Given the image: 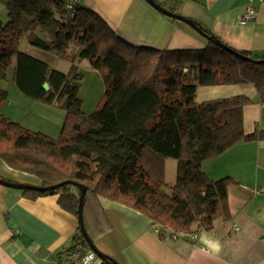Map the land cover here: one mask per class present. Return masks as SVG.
Listing matches in <instances>:
<instances>
[{
    "label": "trees",
    "instance_id": "trees-1",
    "mask_svg": "<svg viewBox=\"0 0 264 264\" xmlns=\"http://www.w3.org/2000/svg\"><path fill=\"white\" fill-rule=\"evenodd\" d=\"M1 1L7 22H0V81L15 60L16 88L32 100L66 112L53 139L11 121L0 110V159L9 168L35 176L43 187L62 182L84 185V229L83 206L90 194L141 213L160 234L211 231L217 219H231L227 189L232 180L210 179L202 163L264 133H244L248 98L195 103L194 81L207 73L211 85L251 84L263 103V59L230 48L188 18L229 50L208 40L201 49L138 47L124 41L92 10L76 6L71 18L62 0ZM36 29L47 39L35 34ZM25 36L31 46L57 57H63L70 46L78 48L77 57L88 61L104 84L96 111L90 115L81 111L77 92L83 77L77 67L72 65L64 74L26 55L19 50ZM194 71L198 74L193 76ZM6 97V91L0 90V105ZM166 158L177 161L173 185L164 182ZM23 192L31 198L58 195L59 205L77 215L79 191L71 183L54 191ZM73 240L86 243L80 228ZM102 260L117 264L107 256Z\"/></svg>",
    "mask_w": 264,
    "mask_h": 264
},
{
    "label": "crops",
    "instance_id": "crops-1",
    "mask_svg": "<svg viewBox=\"0 0 264 264\" xmlns=\"http://www.w3.org/2000/svg\"><path fill=\"white\" fill-rule=\"evenodd\" d=\"M154 1L199 23L230 48L251 52L264 60V0L255 3L256 16L248 24L239 22L248 0ZM78 6L97 13L124 41L134 46L179 50L201 49L207 44V39L194 28L161 14L144 0H79ZM5 12L7 15L6 9ZM34 33L47 39L38 29ZM19 50L64 74L72 65L76 66L83 75L79 91L88 75L92 88L104 89L88 61L77 57L75 46L68 48L63 57H57L31 46L25 36ZM14 66L15 60L0 81V90L6 91L7 100H12L2 102L1 113L26 129L40 132L35 125L37 121L23 107L30 100L22 98L26 96L12 81ZM197 74L194 71L193 76ZM194 84L195 103L234 96L248 98L250 102L243 109L244 133H264V102H259L253 85H211L207 73H200ZM59 128L60 124L56 126L57 132ZM163 165L164 182L175 184L177 161L166 158ZM202 170L212 180L224 177L232 180L227 189L229 221L217 219L211 231L190 235L160 234L158 227L141 213L90 194L84 202L83 219L93 245L117 264H264V195L257 193L264 188V137L235 143L204 161ZM0 178L12 183L41 185L35 176L12 170L1 159ZM78 230L77 215L59 205L58 195L31 198L22 190L0 184V264H58L73 245ZM192 235L196 236L195 240H191ZM93 264L105 263L98 258Z\"/></svg>",
    "mask_w": 264,
    "mask_h": 264
},
{
    "label": "rangeland",
    "instance_id": "rangeland-1",
    "mask_svg": "<svg viewBox=\"0 0 264 264\" xmlns=\"http://www.w3.org/2000/svg\"><path fill=\"white\" fill-rule=\"evenodd\" d=\"M6 21H7V15L5 12V7H4L3 2L0 0V22L5 23ZM97 74L99 75V73H97ZM82 77H83V75H82ZM98 78H99L98 82L101 83L104 87L101 76L99 75ZM82 80H83V78H82ZM90 81H91V76L88 75L85 83L83 84L82 89L80 91L78 90V92H77V96L82 101L81 102V111L85 115H90L91 113L96 111L97 107L100 105V103L103 99V96H104V89L103 90H101V89L97 90L95 87L92 88V84L90 83ZM5 86L8 87L7 85H5ZM22 98H26V100H30L29 102H31L28 105L26 104L23 107H25V109L27 108V111H30L33 119H35L37 121V123H35V125H37V127H38L37 130L44 133L48 137L56 139L59 135L61 125L63 124L62 121H64L62 119V116L64 118L66 112L63 109L60 110L61 108L59 109L58 107L49 106V105L41 103L40 101L28 99V97H22ZM6 100H7V98H6ZM7 101H12V100L8 99ZM58 109H59V111H58ZM59 113L61 115H58ZM58 124H60V128L57 132L56 126ZM45 132H47V133H45Z\"/></svg>",
    "mask_w": 264,
    "mask_h": 264
},
{
    "label": "water",
    "instance_id": "water-1",
    "mask_svg": "<svg viewBox=\"0 0 264 264\" xmlns=\"http://www.w3.org/2000/svg\"><path fill=\"white\" fill-rule=\"evenodd\" d=\"M146 1L149 5H151L153 8H155L157 11H159L161 14L184 22L186 24H188L189 26H191L192 28H194L199 34H201L204 38H206L208 41H211L213 44L220 46L226 50H229L225 45H223L219 40H213L211 37H207L206 35H204L196 26L193 22H191L190 20H187L186 18L180 16V15H176L173 14L172 12H170L169 10L164 9L163 7H161L160 5H158L157 3H155L153 0H144ZM245 59V58H244ZM184 71H186V69H184ZM43 88L45 90L49 89V86L47 83H44ZM73 184L79 191V201H78V208H77V219H78V224H79V228L81 231V234L86 242V244L90 247V249L98 256V258L103 259L105 255L101 254L97 248L93 245V243L91 242L88 234L86 233L84 226H83V221H82V204H83V198L86 194V187L84 185L81 184H77V183H72V182H62L53 186H47V187H43V186H33V185H27V184H18V183H12V182H8L5 181L3 179L0 178V184L8 187V188H13V189H19V190H28V191H35V192H48V191H54L60 187H62L63 185L66 184Z\"/></svg>",
    "mask_w": 264,
    "mask_h": 264
},
{
    "label": "built area",
    "instance_id": "built-area-1",
    "mask_svg": "<svg viewBox=\"0 0 264 264\" xmlns=\"http://www.w3.org/2000/svg\"><path fill=\"white\" fill-rule=\"evenodd\" d=\"M13 1V0H4ZM65 9L68 11L69 16L72 18L74 9L78 6L79 0H62ZM261 0H248V7L241 16L240 24H248L254 21L256 16L255 3ZM257 193L264 195V188L260 189ZM236 230V226H233ZM191 240H195L196 236L192 235ZM97 255L90 249V247L82 241H74L71 248L66 252L63 258L60 259L58 264H93L97 260Z\"/></svg>",
    "mask_w": 264,
    "mask_h": 264
}]
</instances>
